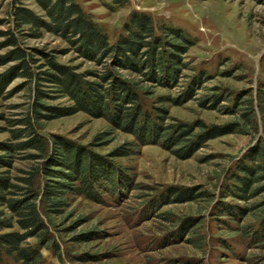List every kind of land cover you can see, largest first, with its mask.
I'll list each match as a JSON object with an SVG mask.
<instances>
[{"label": "trees", "instance_id": "16d2710c", "mask_svg": "<svg viewBox=\"0 0 264 264\" xmlns=\"http://www.w3.org/2000/svg\"><path fill=\"white\" fill-rule=\"evenodd\" d=\"M2 1L9 2V11L8 28L0 31V50H9L0 55V67L12 66L0 74V97H5L12 80L20 78L29 102L15 119L8 120V127L0 128L11 136L0 141V264H45L44 251L52 246L62 261V249L51 227L61 230L55 220L67 217L76 198L104 202L110 195L136 188L116 159L131 157L138 153L137 148L150 144L162 146L178 158H191L209 141L233 133L252 134L257 140L222 191L224 200L230 197L237 202L221 204V215L236 221L252 215L259 225L243 227L241 232L250 235V244L264 239V139L259 137L264 129V86L257 97L249 90L236 97L215 94L201 103L205 108H218L227 102L226 113L235 121L225 126H208L200 120L179 122L171 116V107L193 100L198 90L194 83L176 97L170 93L188 69L185 56L195 44L184 30L157 27L150 15L134 13L125 24L126 34L112 43L106 29L76 0H32L41 13L24 0ZM112 1L125 5L128 0ZM45 34L69 44L63 54L75 52L96 69L80 72L77 66L60 63L58 50L46 52L27 45L29 38ZM202 78L195 82L206 83L205 76ZM158 89L168 94L158 95ZM63 98L71 104L49 103ZM79 112L107 120L111 130L98 133L90 145L44 134L46 122ZM115 131L132 135L135 141L115 147L108 155L99 154L96 147L108 144ZM21 159L32 163L14 175ZM205 196L201 191L172 189L162 199L164 204H172ZM261 196L259 202L249 204ZM240 201L246 205L241 207ZM84 221H76L65 233L76 231ZM197 226L189 221L182 227L183 234L200 237ZM101 237V231L91 230L75 235L74 241L91 243ZM80 261L91 259L82 255Z\"/></svg>", "mask_w": 264, "mask_h": 264}, {"label": "rangeland", "instance_id": "374dc122", "mask_svg": "<svg viewBox=\"0 0 264 264\" xmlns=\"http://www.w3.org/2000/svg\"><path fill=\"white\" fill-rule=\"evenodd\" d=\"M76 1L106 29L112 43L126 34L125 24L134 13L150 15L157 27L182 29L195 41L185 56L188 69L170 92L176 97L194 83L198 88L193 100L171 107V116L179 122L200 120L208 126H225L235 121L233 115L226 113L227 102L218 108H205L201 103L215 94L232 93L236 97L249 90L257 97L259 88L264 86V0H128L125 5L114 4L112 0ZM24 3L35 12H42L32 0ZM8 11L9 2L0 0V31L8 28L5 24ZM26 42L46 52L58 50V61L77 66L80 72L96 69L94 63L85 62L75 52L63 54L61 51L69 44L52 34L29 38ZM8 50H0V55ZM11 66H1L0 74ZM228 74L231 76H225ZM204 76L206 83L195 82ZM23 83L20 78L12 80L4 91L5 97H0V128L8 127V120L15 119L29 102ZM157 94L168 92L158 89ZM49 103L71 104L68 98ZM44 125V134L59 135L81 145H90L98 133L111 130L107 120L86 112L63 116ZM259 137L264 139L263 127ZM10 138L9 132H0V141ZM108 139V144L96 147L99 154L108 155L115 147L135 141L132 135L121 131H115ZM256 140L252 134H227L209 141L193 157L185 159L150 144L137 148L138 153L131 157L116 159L115 163L128 171L136 188L114 197L110 195L104 202L76 198L67 217L55 220L61 229L59 233L51 227L63 260H58L52 246L44 251L45 264H264V239L250 244V235L241 232L243 227L258 226L257 219L249 215L236 221L221 215L223 203L236 201L230 197L224 200L222 191ZM31 163L18 160L14 175H20L19 170ZM172 189L201 191L208 196L186 203L164 204L162 195ZM262 197L249 204L259 202ZM238 204L246 205L241 201ZM81 219L85 221L76 231L65 233V229ZM189 221L199 224L200 237L183 234L182 227ZM91 230L101 231L102 237L91 243L74 241L75 235ZM82 255L91 261L83 263Z\"/></svg>", "mask_w": 264, "mask_h": 264}]
</instances>
